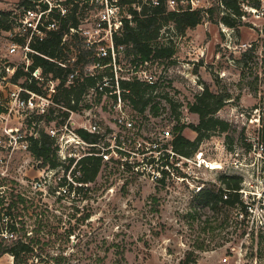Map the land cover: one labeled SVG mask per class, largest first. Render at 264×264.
Segmentation results:
<instances>
[{
    "label": "rangeland",
    "instance_id": "374dc122",
    "mask_svg": "<svg viewBox=\"0 0 264 264\" xmlns=\"http://www.w3.org/2000/svg\"><path fill=\"white\" fill-rule=\"evenodd\" d=\"M18 1L0 0V8L14 9L19 18ZM215 1L200 0L198 7ZM178 3L188 4L178 0L175 7ZM96 10L86 8L84 28L95 30ZM11 38L0 29V63L21 66L28 60L26 51L11 50ZM170 40L176 50L173 62L154 59L137 66L121 54V63L114 68L115 80L153 75L158 86L152 103L160 106L158 114L150 106L144 112L134 109L124 96L119 100L118 89L117 99L109 93L99 103L93 93L91 107L74 113L71 121L76 129L97 123L101 140L95 150L105 151L107 162L95 181L83 184L73 165L66 170L67 153L64 165L47 182L44 201L20 206V224L28 230L23 239H34V253L25 264H182L189 252L197 259L194 264H264V149L259 150L264 144V87L259 74L264 13L258 17L247 10L235 32L206 20L181 34L170 23L158 41ZM78 41H72L66 54H77ZM244 42L255 50L248 62L243 59L245 49L238 47ZM142 69L146 71L140 77ZM92 71L105 73L113 89L108 69ZM206 86L229 96L216 115L228 120L230 127L213 129L189 157L175 154L170 146L173 130L177 124L199 122L189 104ZM184 133L192 139L197 136L191 127ZM78 140L76 158L92 149ZM224 173L243 175L241 197L254 203L248 214L242 217L240 207L224 215L207 209L193 213L195 192L202 186L218 188ZM60 184L66 191L56 192ZM68 228L74 230L70 237ZM13 263L11 253L0 256V264Z\"/></svg>",
    "mask_w": 264,
    "mask_h": 264
},
{
    "label": "trees",
    "instance_id": "16d2710c",
    "mask_svg": "<svg viewBox=\"0 0 264 264\" xmlns=\"http://www.w3.org/2000/svg\"><path fill=\"white\" fill-rule=\"evenodd\" d=\"M123 1L129 3L138 2L141 9L138 10L131 6L130 9L134 14L133 22L125 21L120 33L114 35L116 49L120 46L124 47L117 56L116 64L121 63V54H123L124 57L130 58L132 64L138 66L154 59L174 61L173 56L176 50L173 41L170 40L166 44L158 41L160 32L166 25L173 24L181 34L206 20L238 28L241 15L243 14L241 1L245 0H216L209 7L196 8H193L190 4L184 6L181 3H178V6L175 8H171L168 0H160V3L154 6L143 2V0ZM249 4L259 6L261 1L252 0L249 1ZM17 5L21 9L23 6L29 7L30 0H19ZM85 11V4H82L80 1H74L70 11L66 15H55V17L59 18L58 28L46 30V34L43 37L33 36L30 45L37 52L30 53L32 64L29 68L33 69L41 66L45 72L51 73L56 78H60L61 82L58 87L59 93L56 96V101L68 109L78 111L84 107H91L90 103L84 101L83 94L89 89L96 87L105 75V73L90 75L85 70V65L100 61L104 65L102 68H106L109 71L113 89L107 85L105 86V91H98L95 99L97 103L101 102L105 92L112 90H116V92H112L110 95L117 99V89H119L121 94H123H120L122 99L123 96L128 99L134 109L144 112L150 106L154 114H158L160 106L157 103H152V92L157 88L158 83L152 84L134 77L118 79L119 85H117V80L114 78V65L111 56H97L95 50L88 48L87 44L82 41L83 37L80 36L79 31L71 34L72 28L79 30L81 25H83ZM15 16L14 9L0 8V29L13 31ZM66 34L71 36V41L63 42ZM27 38L28 33H23L17 34L13 39L25 45ZM73 40H79L76 62L78 67L80 64L83 67L82 69L79 68V74L75 78V81L68 84V77L73 68L63 66L59 61H65L66 50L71 49L70 45ZM95 47L96 45H94ZM244 56H247V53ZM12 81L37 92L43 90V87L32 77L31 71L24 68V64L17 67L12 76ZM228 99L229 96L217 94L215 91L210 90L209 86H206L204 91L196 96L195 101L189 104V109L199 114V122L197 124L181 123L175 126L170 142L172 151L175 154L189 157L199 148L201 142L211 135L213 129L227 131L230 127L229 121L217 116L216 112ZM171 101L174 109H176L175 102ZM59 110L60 118L56 119L49 115L48 121L56 119L58 124L64 123L70 112L62 108H59ZM185 127H191L197 132L195 139L185 135ZM77 132L82 138L94 145L91 146V150L79 157L76 163L74 162L76 158L71 157L69 164L66 165V170H69L71 165H73L72 171L74 172L76 168V171L81 173L76 178L84 184L96 180L103 164L107 162L103 155L106 152L95 150L101 140L100 132H90L83 127L77 128ZM261 137L264 141V126L261 128ZM54 144V138L46 132H43L40 139H36L33 143V153L37 158L43 159L44 166L56 167L60 164L57 157V147ZM74 174L76 173L74 172ZM219 180L220 186L218 188L202 186L195 192L192 199L191 211L197 213V211L207 209L214 214L224 215L226 210L228 212L233 208L240 207L242 210L241 215L245 217L248 214V205L241 197L240 191L244 181L243 175L224 173L219 177ZM83 184L80 185L82 186ZM261 200L264 201V198ZM191 215L194 217L193 214ZM85 217L89 218L90 214H86ZM22 230L25 234V229L22 228ZM73 231V229L68 228L66 230L67 236L70 237L74 233ZM33 241V238L30 239V242H25L21 239L12 243L0 241V256L9 252L14 257L13 264H25L34 253ZM189 253L182 260V264H194L197 261L196 258L191 257L193 252Z\"/></svg>",
    "mask_w": 264,
    "mask_h": 264
},
{
    "label": "built area",
    "instance_id": "2783aa9c",
    "mask_svg": "<svg viewBox=\"0 0 264 264\" xmlns=\"http://www.w3.org/2000/svg\"><path fill=\"white\" fill-rule=\"evenodd\" d=\"M74 1H80L86 5V8H97L95 13L96 25L95 30L84 28L82 25L79 30L72 28L71 34L79 31L80 36L85 38L88 48L94 49L97 56H111L115 69L117 68V56L124 47L120 46L116 49L114 35L120 33L125 21L133 22L134 14L130 9L131 6L138 10L141 9L138 2L129 3L123 0H30L29 7H22L19 18L18 16L14 17V28L15 30L17 28V31H8L12 35L10 49L14 50L17 47L25 49V57L28 60L23 62L24 68L31 71L32 77L43 87V90L37 92L13 82L12 76L18 66L9 62L0 63V241L4 243H12L18 239L27 242L23 237L28 234V230L25 226H21L19 220L21 218L18 211L20 206H25L26 203L33 204L35 201L39 203L44 201L47 194V182L66 162L67 153L70 155L69 162L70 158L74 157L77 144L80 142L78 139L88 144V146L90 145V147L94 145L82 138L77 129L74 128V122L71 121V118L77 111L68 109L56 101L61 79L45 72L41 66L33 69L29 68L32 64L30 53L37 52L30 45L33 36L43 37L46 30L58 28L59 18L55 15H66ZM182 1L190 4L193 8L198 7L200 2V0ZM260 1L259 6L249 4V2H243V4L241 2V6L243 5L241 19L246 18L247 10L252 11L258 17L263 14L264 7L262 3L264 0ZM143 2L154 6L158 5L160 0H143ZM176 3L177 0H168L170 7L174 8ZM221 24L225 25L224 23ZM227 27L232 29L233 32L237 29ZM23 33H28L25 45L13 39L17 34ZM70 37L69 34H66L63 42L70 40ZM102 40H105L106 43L94 48V45ZM238 47L245 49L243 59H246L247 62L254 57L253 44L244 42L239 44ZM245 53H247V56H244ZM76 61L77 54L71 55L69 53L66 54L65 61H59L61 65L73 68L68 77V84L73 83L79 74ZM260 64L261 70H263L264 53L260 58ZM103 66L100 61H97L89 64L85 69L90 75H94L95 72L92 69L102 68ZM261 70L259 71L261 75L260 83L264 87V74ZM140 71L141 77V73L146 70L142 69ZM104 79V81L103 79L99 81L96 87L91 88L90 93L83 94L86 102H93L92 98H89L92 97L93 93L96 92L97 94L98 91H105L108 81L107 77H104ZM139 79L152 84L155 83L152 74L145 73V76ZM117 85H119L118 80ZM112 92H105L104 96ZM119 100H122L121 96H119ZM59 108L68 110L70 114L64 123L58 124L56 119L60 118ZM49 115L56 119L48 121ZM129 124H132V122ZM84 128L90 132L98 131V125L95 122H90ZM43 132L48 133L55 140L54 145L57 147V157L60 162L56 167L44 166L43 159L37 158L33 153V143L36 139H40ZM262 149H264V144L259 146V150ZM105 154L103 153V155ZM77 160L78 158L74 162L76 163ZM62 191L66 190L64 185L60 184L56 192L61 193ZM247 205L250 207L254 203ZM22 228L25 229V234Z\"/></svg>",
    "mask_w": 264,
    "mask_h": 264
}]
</instances>
